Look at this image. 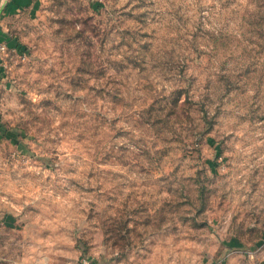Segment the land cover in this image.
I'll return each instance as SVG.
<instances>
[{
    "label": "rangeland",
    "instance_id": "374dc122",
    "mask_svg": "<svg viewBox=\"0 0 264 264\" xmlns=\"http://www.w3.org/2000/svg\"><path fill=\"white\" fill-rule=\"evenodd\" d=\"M0 30V264H264V0H29Z\"/></svg>",
    "mask_w": 264,
    "mask_h": 264
},
{
    "label": "crops",
    "instance_id": "0c3cea01",
    "mask_svg": "<svg viewBox=\"0 0 264 264\" xmlns=\"http://www.w3.org/2000/svg\"><path fill=\"white\" fill-rule=\"evenodd\" d=\"M28 4L29 0H0V26L3 24V17L6 14L21 11L27 7ZM1 35L2 33L0 32V43H5Z\"/></svg>",
    "mask_w": 264,
    "mask_h": 264
},
{
    "label": "built area",
    "instance_id": "2783aa9c",
    "mask_svg": "<svg viewBox=\"0 0 264 264\" xmlns=\"http://www.w3.org/2000/svg\"><path fill=\"white\" fill-rule=\"evenodd\" d=\"M8 52V45L7 43H0V69L3 67V60H4V54ZM260 249L257 250H248V254L253 257L254 254H256ZM79 264H90V261L86 257H82Z\"/></svg>",
    "mask_w": 264,
    "mask_h": 264
}]
</instances>
